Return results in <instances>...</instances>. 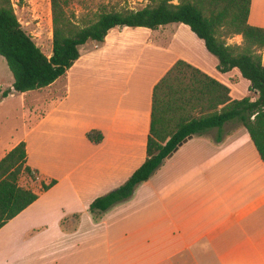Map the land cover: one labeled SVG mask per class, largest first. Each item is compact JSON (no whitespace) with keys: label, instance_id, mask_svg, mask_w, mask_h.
<instances>
[{"label":"crops","instance_id":"crops-1","mask_svg":"<svg viewBox=\"0 0 264 264\" xmlns=\"http://www.w3.org/2000/svg\"><path fill=\"white\" fill-rule=\"evenodd\" d=\"M248 22L264 27V0H251ZM179 58L232 99L258 95L236 67L218 71L188 25L172 22L112 27L102 42L80 45L49 85L0 99L18 111L9 131L0 118V159L23 141L35 178L19 184L38 193L0 227V264H264V161L237 119L192 135L100 221L88 213L144 161L153 86ZM91 129L99 142L86 137Z\"/></svg>","mask_w":264,"mask_h":264},{"label":"trees","instance_id":"trees-1","mask_svg":"<svg viewBox=\"0 0 264 264\" xmlns=\"http://www.w3.org/2000/svg\"><path fill=\"white\" fill-rule=\"evenodd\" d=\"M89 0H50L51 54L46 55L22 26L11 0H0V55L13 76L11 86L0 93L38 89L62 76L79 57V46L86 41L102 42L115 26L158 28L172 22L189 26L217 58L216 68L226 72L236 67L257 91L232 99L229 87L184 59H177L154 84L151 96L146 157L119 186L94 198L88 213L95 222L113 206L132 197L183 139L201 135L210 128L220 129L231 119L246 128L264 161V27L248 22L251 0H148L141 8H116ZM81 5L86 13L78 17L72 6ZM240 35L239 43L226 39ZM86 137L99 142L102 134L91 129ZM25 143L20 141L0 159V227L32 203L38 193L19 184L21 175L31 179L35 172L25 164ZM55 183H41L46 190Z\"/></svg>","mask_w":264,"mask_h":264},{"label":"rangeland","instance_id":"rangeland-1","mask_svg":"<svg viewBox=\"0 0 264 264\" xmlns=\"http://www.w3.org/2000/svg\"><path fill=\"white\" fill-rule=\"evenodd\" d=\"M15 12L20 20L23 28L32 35L35 43L41 50L47 54L51 49V12L50 0H11ZM148 0H89L90 8H93L97 3H108L116 8L127 7L137 9L147 4ZM75 14L78 17L86 13V9L81 5L74 4L72 6ZM228 43H239L241 39L236 37H228ZM9 71L4 58L0 55V84L3 88L8 87ZM16 100L0 107V118L5 129L9 131L18 122V111L16 107ZM28 179V177H26ZM24 179H21L23 182Z\"/></svg>","mask_w":264,"mask_h":264},{"label":"water","instance_id":"water-1","mask_svg":"<svg viewBox=\"0 0 264 264\" xmlns=\"http://www.w3.org/2000/svg\"><path fill=\"white\" fill-rule=\"evenodd\" d=\"M191 136H189V137H187V138H185V139H183V141H181L180 143H179V145H181L184 141H186L188 138H190Z\"/></svg>","mask_w":264,"mask_h":264}]
</instances>
